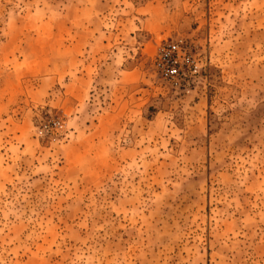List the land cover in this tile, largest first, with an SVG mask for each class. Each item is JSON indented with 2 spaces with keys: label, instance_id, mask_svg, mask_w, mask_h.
I'll use <instances>...</instances> for the list:
<instances>
[{
  "label": "rangeland",
  "instance_id": "1",
  "mask_svg": "<svg viewBox=\"0 0 264 264\" xmlns=\"http://www.w3.org/2000/svg\"><path fill=\"white\" fill-rule=\"evenodd\" d=\"M0 264H264V0H0Z\"/></svg>",
  "mask_w": 264,
  "mask_h": 264
},
{
  "label": "built area",
  "instance_id": "2",
  "mask_svg": "<svg viewBox=\"0 0 264 264\" xmlns=\"http://www.w3.org/2000/svg\"><path fill=\"white\" fill-rule=\"evenodd\" d=\"M170 47H168L169 49ZM163 53L160 55L159 60L161 66L163 67L162 72H164L165 77L172 78L173 75L177 74V69L175 67L176 61L173 59V56H168L166 54V50L162 51ZM170 52V51H168Z\"/></svg>",
  "mask_w": 264,
  "mask_h": 264
}]
</instances>
